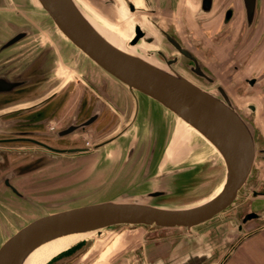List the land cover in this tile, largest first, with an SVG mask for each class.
Masks as SVG:
<instances>
[{"label": "rangeland", "instance_id": "rangeland-1", "mask_svg": "<svg viewBox=\"0 0 264 264\" xmlns=\"http://www.w3.org/2000/svg\"><path fill=\"white\" fill-rule=\"evenodd\" d=\"M6 1L7 5H0V37H4L14 29L23 30L24 36L21 42L14 44L13 50L18 52L32 49L29 54L45 51L43 53L48 55V66L49 64L54 66L48 81L41 84L35 93L44 94L48 91L46 87L49 85L57 87L63 83L65 87L68 86L63 94L55 96L56 98L52 100L53 103L64 102L60 112L66 114L74 98L85 92L83 88L92 87V84L98 83L102 78L106 81L108 90L116 96L117 101L121 105L127 104L130 111L134 97L132 93L69 40L63 38L51 18L44 13L45 11L43 12L32 0ZM169 1H173L171 14H164L162 11L149 14L139 10H136V13L151 15L162 27L184 42L185 38L180 26L181 10L182 6H190V0ZM169 1L160 0L159 4L163 7ZM80 2H83L87 10L78 2L79 5L92 18H96L100 23L111 25L112 28L109 31L119 37L118 39L123 40L128 35L127 18L125 14L120 13L119 0H111L110 3H105L104 0H80ZM263 9L264 6L260 16L262 25H264ZM6 22L11 23L12 28L8 27ZM198 32L200 35L205 34V32ZM211 35L213 39L216 33ZM157 38H159L157 44L152 45L149 52L159 61L163 62L155 53V48L162 51L167 58L177 56V61L171 63V66L176 72L197 85L215 89V85L220 84L219 78L214 73L212 83L199 81L193 77L184 66L187 61L176 55L161 36ZM263 50L264 46H261L257 51L260 53ZM261 62L257 63L253 72L251 70L252 73L264 70ZM205 68L212 74L208 67ZM236 82L241 80L236 79ZM232 88L228 86L226 88L231 105L235 112L247 122L254 134L256 148L260 149L264 147V93L253 92L254 89L251 88L245 93L235 94ZM137 96L140 98L139 102L143 104L142 111L132 125H130L129 115L127 118L117 119L116 129L125 125L129 127L111 144L112 146L91 148L93 142L108 135L100 131H92L91 136L77 143L81 146L87 144L91 148L89 152L80 154L79 158H75L74 155H57L55 158L37 153L31 155L36 150L26 148L28 145L24 144L0 146V150L8 154L18 153V155H8L6 162H2L4 165L0 163V179L11 171V182L26 197V199L15 197L7 189H3L0 182V243L30 220L72 207L108 200L124 202L137 197V200L156 207L178 209L195 206L218 191L224 179L225 166L223 160L213 155L216 150L201 136L198 138L188 129L182 128L174 115L164 110L154 100L140 93H137ZM249 102L257 104L255 112L250 111ZM105 122L106 120H102V124ZM61 123L56 120L49 123L48 127L53 124L52 127L57 128ZM18 128L22 129V127ZM9 130L10 127L4 125L0 130V136H7L6 131ZM130 142L135 143L134 155L124 162V149ZM170 148L172 150L165 158ZM262 156L257 152L253 171L232 203L208 222L193 226L189 230L182 227L141 224L111 225L101 228L99 232L95 231L90 238L79 241L43 264H74L75 262L150 264L157 257L156 252L166 253L171 250L172 255L176 253L182 257L185 252L194 248L193 242L192 244L188 242L191 231L204 232L208 228L216 231L219 234L216 239L220 238L221 241V235L227 234L229 221L235 223L244 212L264 203V196H254L252 193L253 191L264 192ZM164 171H169L170 174L164 177L157 175ZM150 189H161L164 193L153 198L141 196ZM255 200H259L260 203L252 206ZM69 250L72 252L68 256L56 259L58 255ZM172 255L171 259L174 258ZM164 257L166 258L167 254Z\"/></svg>", "mask_w": 264, "mask_h": 264}, {"label": "water", "instance_id": "water-1", "mask_svg": "<svg viewBox=\"0 0 264 264\" xmlns=\"http://www.w3.org/2000/svg\"><path fill=\"white\" fill-rule=\"evenodd\" d=\"M38 2L51 18L56 28L66 36L67 40L96 65L125 85L131 93L132 89L138 90L141 94L160 104L163 109L198 130L219 152L225 166V173L220 191L211 199H206L192 207L178 209L161 208L139 201L135 197L124 202L108 200L90 203L36 217L19 227L0 243V264H22L27 253L36 244L61 232L73 230H95L99 232L101 228L116 224L182 227L189 230L193 226L208 222L227 208L250 177L257 152L262 154V159H264V147L256 148L252 130L247 122L235 112L223 87L219 84L215 85V89H212L213 93L202 90L197 85L181 77L180 74H177L178 72L176 73V70L171 66L173 58L167 59L160 50H155V53L166 64L165 66L169 69V73L149 65L139 58L131 57L119 51L87 23L71 0H38ZM2 4L7 5V1L0 0V5ZM127 4L129 5V10L132 11L131 5ZM149 23L157 30L159 36L162 37L163 35L167 42L174 46L173 48L189 57L195 63L194 70L192 69L195 73H193L194 75L191 74L193 77L206 83L214 81V78H211L209 74L197 67L196 60L192 54L181 46L174 37L162 28L157 29L154 18L149 19ZM132 28L133 33L128 39V44H135L139 39L146 43H150L153 40V37L146 34V31L141 29L138 23H134ZM23 33V30H19L10 39L19 38ZM10 43L3 42L0 48ZM149 54L152 53L149 52ZM99 82H101V86L94 83L92 87L98 94L109 100L105 93V89H108L106 81L101 78ZM18 83L21 82L7 80L0 76V91ZM98 113L97 109L88 119L76 126L73 124H70V126H74L72 128L79 127L80 133L87 132V130L83 131L82 128L90 125ZM3 127L4 125H0V130ZM68 130L69 128H63L56 133L57 135H66L70 132ZM50 134L48 132L45 135L48 136ZM112 139L109 138L103 142L93 143L91 148L97 149L98 147L111 145L114 143ZM17 140L19 139H0V146H10L11 144L27 145L26 141ZM31 143L57 153L69 154L90 149L88 146L56 148L38 141H32ZM134 151L135 143L130 142L123 153L124 162H127L134 155ZM0 152L4 154V163L8 155H18V153L8 154L6 151L1 150ZM33 153L31 155H34ZM42 155L50 156L49 158L57 157L56 154L49 152H43ZM75 158H79V156ZM167 174H170L169 171H164L157 175L164 177ZM11 180L12 173L10 171L0 179L1 186L8 189L15 197L26 199L23 193L16 188L17 186L14 184L15 187L11 184ZM163 193L164 191L161 189H150L141 196L153 198ZM252 193L254 196H264L263 191H253ZM253 216L255 214L248 212L242 222L246 223L245 220ZM228 223L227 235L234 230L233 226L235 224L233 221ZM191 232H189L191 236H189V241H187L191 244L193 242L194 248H192V251L185 252L183 254L184 257L178 259H171L170 255L166 258L155 257L150 264H207L210 252L202 250L201 246L198 245L202 242L199 239L207 233H211L212 237L215 238L218 233L212 228H208L204 232ZM221 237L223 238L222 235ZM217 242L219 244L222 241L219 239Z\"/></svg>", "mask_w": 264, "mask_h": 264}, {"label": "flooded vegetation", "instance_id": "flooded-vegetation-1", "mask_svg": "<svg viewBox=\"0 0 264 264\" xmlns=\"http://www.w3.org/2000/svg\"><path fill=\"white\" fill-rule=\"evenodd\" d=\"M119 1L120 13L125 14L127 18V28L129 29L128 35L123 38V40L121 39L122 43L128 44V39L133 33V24L138 23L140 28L146 31V34L153 37V40L150 43H146L139 39L133 44L132 48L148 60L164 65V63L159 61L153 54H149V50L152 49L150 47L157 44L159 40V38H157V36H159L157 30L149 23V19L153 18L151 15H145L140 12L136 13V10L146 11L149 14H155L159 11H162L164 14H171L173 1L168 0L169 2L163 7L159 4L160 0ZM125 1L131 5L132 11L129 10V5ZM104 2L110 3L111 0H104ZM263 6L264 0H190V6H182L181 10L182 20L180 26L183 30L184 42H181L174 34L162 27L155 19L154 23L157 29H164L168 34L174 37L181 46L192 54L196 60L197 67L209 74L211 78H214V73V75L219 78V85H221L225 91L228 86L230 89L233 87L232 92L235 94L245 93L246 90H250L251 88L254 89L253 92L261 91L264 93V70L252 73L256 69L258 62L262 61L261 63L264 67V50L260 53L257 51L258 48L264 46V25H262L263 23L260 24L262 21L260 16ZM134 12L136 14H132ZM6 24L8 27L12 28L11 23L6 22ZM17 31L19 30L14 29L4 37H0V46L3 42H11L0 48V76H3L7 80L21 82L0 91V115H2L0 117V125H7L11 130L9 131L10 133L7 132V136H0V139H19L17 141H26L28 145L26 148L36 150L33 154L37 153L42 155L43 152H49L61 156H79L80 154L89 152L91 148L84 152L69 154L57 153L48 151L39 145H32L33 143L31 142L38 141L56 148H79L83 146L77 143H79L81 139L91 136L92 131H100L101 133L108 134L106 137L93 143L103 142L109 138H113L112 141L115 142L129 127L125 125L124 127L116 129L115 123L118 118L124 119L129 115V120H131L130 125L137 121L138 115L140 111H142L143 104L139 102L140 98L137 96V93L140 92L135 89L132 90V95L134 97L132 99V105H130V111L128 110L127 104L121 105L110 90L105 89L106 96L110 100L109 102V100L101 94H98L93 87L87 86V88H83L85 92L81 94L82 96L78 94V96L74 98L70 110H68L66 114L60 112L64 107V102L53 103L52 100L56 98L55 96L63 94L68 86L65 87L63 83L57 87H51L49 85L46 87L48 91L44 94L40 95V93H35L38 91L41 84L48 81L51 72L54 71V66L52 67L50 64L48 66V55L44 54L43 51L38 52V54H29V52H32V49L29 51L22 50L15 52L13 50L14 44L16 42H21L24 36L23 33L19 38L10 39ZM198 31H200V33L205 32V34L200 35ZM213 33H216V35L212 39L210 36H212L211 34ZM162 38L165 43L172 48L176 55L187 61L184 63L186 70L190 74L195 73L193 71L195 63L189 57L179 53L173 48L174 46L167 42L163 35ZM155 50L159 49L155 48ZM171 58H173L172 63L177 61V56ZM205 67H208L212 74L208 73L209 70ZM248 68L249 70H247ZM76 69H78V67ZM187 79L190 80L189 78ZM236 79L241 80V82H236ZM242 83L244 85H242ZM97 84L101 86V82ZM202 88L212 91V88ZM248 105L250 111L255 112L257 110L256 103L249 102ZM97 109L99 113L95 116L93 122L82 128L83 131L87 130V132L84 131L80 133L79 127L72 128L74 126H70V124L76 126L80 122L88 119ZM56 120L57 122H62L59 127L53 128V124L48 127L49 123H53V121ZM102 120H106V122L102 124ZM18 127H22V129ZM63 128H69L68 131L70 132L66 135H57L56 132ZM48 132L51 134L48 136L45 135ZM168 153L169 152L165 155V158ZM3 156L4 154L0 153V163L3 162ZM1 165H3V163ZM11 184L14 185L12 182ZM255 203H260V201L255 200L252 206H255ZM248 212L255 214V216L246 219L245 222L264 219V209L259 211L251 209L237 218L235 224L233 223L234 230L243 229L245 223L242 222V219L245 218ZM262 230H264V226L256 227L250 232L244 233L243 236L229 247L217 264H230L234 259L237 264H250V260L242 252L241 245L246 239L255 234V232ZM92 235L93 233L49 255L41 264L79 241L90 238ZM71 252L72 250L65 251L58 255L56 259L68 256ZM183 257L184 255L181 258ZM74 264L83 263L75 262Z\"/></svg>", "mask_w": 264, "mask_h": 264}, {"label": "bare ground", "instance_id": "bare-ground-1", "mask_svg": "<svg viewBox=\"0 0 264 264\" xmlns=\"http://www.w3.org/2000/svg\"><path fill=\"white\" fill-rule=\"evenodd\" d=\"M33 3L35 5H37L39 8H41L38 0H32ZM73 2V4L75 5V7L78 9V11L81 13V15L83 16V18L87 21V23H89V25L101 36L103 37L108 43H110L112 46H114L116 49H118L119 51L131 56V57H135V58H139L142 61L146 62L147 64L156 67L162 71H165L167 73H169V69L163 65V64H158L155 63L153 61L148 60L146 57H144L143 55L138 54L132 47L133 44H126V43H122V41L120 39H118L119 37L113 35L109 30H111L110 28H112V26L104 24V23H100L99 20H97L96 18H92L90 15H88L86 13V11H84L82 9V7L85 9L83 2H80V0H77L81 6L79 5V3L76 0H71ZM42 9V8H41ZM43 10V9H42ZM87 10V9H85ZM44 12V10H43ZM45 13V12H44ZM98 17V16H97ZM107 18V17H106ZM115 28V27H114ZM57 29V28H56ZM118 29V27L116 28V30ZM58 33L65 39L66 36L57 29ZM177 73V72H176ZM179 74V73H177ZM181 77H183L184 79L188 80L187 78H185L184 76H182L180 74ZM192 82V81H190ZM193 83V82H192ZM195 84V83H193ZM196 85V84H195ZM197 87L201 88L202 90H205L209 93H213L212 91L206 90L200 86L197 85ZM134 90V89H132ZM136 90V89H135ZM231 101V100H230ZM171 113V112H170ZM175 117V116H174ZM178 122H180V125L182 128L188 129L192 134H194L196 137L201 136L204 140H206V143L208 142L216 151L217 149L213 146V144L211 142H209L198 130H196L194 127H192L190 124L186 123L185 121L181 120L180 118L175 117ZM184 131V130H183ZM199 138V137H198ZM173 145V142H172ZM171 145V148H172ZM176 145V144H175ZM181 147V146H180ZM169 149V153L171 152L172 149ZM177 148V147H176ZM174 148V150L176 149ZM216 151L213 153V155H215L216 158H218L219 160H222V157L220 156L219 152ZM168 153V154H169ZM176 153V152H175ZM181 154V153H180ZM179 160V159H178ZM223 184V182H222ZM222 186V185H221ZM218 189V191L215 194H212L208 199H211L212 197H214V195H216L220 189ZM33 220V219H32ZM31 221V220H30ZM95 230H73V231H69V232H61V233H57L54 234L53 236L46 238L45 240L39 242L38 244H36L25 256L22 264H41L49 255L63 249L64 247H66L67 245L83 238L86 237L87 235L94 233ZM121 237V236H120ZM123 238V236H122ZM120 242V241H119Z\"/></svg>", "mask_w": 264, "mask_h": 264}, {"label": "crops", "instance_id": "crops-1", "mask_svg": "<svg viewBox=\"0 0 264 264\" xmlns=\"http://www.w3.org/2000/svg\"><path fill=\"white\" fill-rule=\"evenodd\" d=\"M261 209H264V203L258 207L252 208V210H257V211ZM259 226H264V219L258 221H248L244 224L243 229L232 230L230 234L228 235L225 234L221 239L222 242L221 243L219 242V244L217 241L220 238L218 240L216 239V237H218V234L215 238L212 237L211 233L204 234L203 237L199 239V241L202 242L198 245L201 246L202 250H206V251L208 250L210 252L209 254L210 256L208 258L207 264H217V262L221 259V257L227 252L229 247L237 239L243 236L244 233L250 232L252 229ZM241 248L244 255L250 260V264H264V230L257 231L251 237L246 239L242 243ZM187 252H190V250H188ZM156 253H157V257H164L165 254H167V256L172 255L171 250L166 253H161V252H156ZM173 256L175 259H178L180 257V255L176 253ZM230 264H237V262L234 259L231 261Z\"/></svg>", "mask_w": 264, "mask_h": 264}]
</instances>
